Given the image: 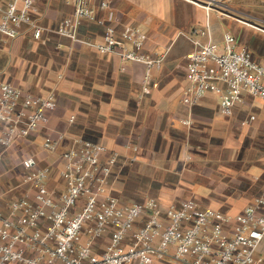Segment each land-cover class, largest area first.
Segmentation results:
<instances>
[{"label":"crops","instance_id":"obj_1","mask_svg":"<svg viewBox=\"0 0 264 264\" xmlns=\"http://www.w3.org/2000/svg\"><path fill=\"white\" fill-rule=\"evenodd\" d=\"M208 1L88 0L95 20L82 22L81 42H74L57 31L73 15V0H36L31 23L41 26L42 38L36 39L25 25L15 39L2 44L0 82L36 96L54 95L57 107L39 132L11 147L0 145V181L7 184L0 186V208L7 213L9 204L28 189L22 167L27 157L54 167L48 187L59 196L61 163L43 150L42 142L48 135L63 134L62 147L80 138L121 154L107 182L121 202L154 199L165 209L194 200L202 209L242 213L264 187V102L244 93L233 115L224 116L215 93L195 106L185 104L183 97L189 86L188 55L200 44L223 46L231 33L239 47H247L264 64V0H221L206 8ZM109 25L118 38L127 25L140 27L147 38L144 52L164 58L153 72L149 93L144 92L145 65L123 62L119 54L95 47ZM198 29L207 34H193ZM108 240L103 238L98 247ZM256 257L257 264H264V241Z\"/></svg>","mask_w":264,"mask_h":264},{"label":"built area","instance_id":"obj_2","mask_svg":"<svg viewBox=\"0 0 264 264\" xmlns=\"http://www.w3.org/2000/svg\"><path fill=\"white\" fill-rule=\"evenodd\" d=\"M221 0H209L206 8ZM74 13L63 19L58 33L81 42L79 28L84 20H95L88 0H73ZM36 0H11L0 4V47L15 39L29 25L36 39L43 29L31 23ZM109 7L108 2L102 3ZM231 16L227 13H222ZM234 19L238 18L232 16ZM115 19L109 13V20ZM102 23V22H100ZM205 36L207 30H194ZM117 37L109 25L102 53L119 54L123 62L145 65L144 92H150L153 72L163 57L144 52L146 36L140 27L125 26ZM130 46V48L128 47ZM183 102L195 106L209 92L220 97L221 113L232 116L244 93L264 102V64L247 47H239L227 33L224 45L200 44L188 55ZM57 107L54 95L42 97L0 82V145L11 147L35 134L49 122ZM251 116L250 120H255ZM185 125L191 124L184 120ZM66 136L43 138L44 151L55 154L63 187L58 197L48 187L53 166H40L35 157L22 161L23 182L28 189L13 200L6 213L0 208V264H154L173 260L180 264H257L264 241V187L242 213L229 216L215 209H202L194 200L162 209L156 200L123 203L112 195L107 182L120 153L101 143L73 139L62 147ZM2 196L0 195V203ZM108 242L98 247L101 240Z\"/></svg>","mask_w":264,"mask_h":264},{"label":"rangeland","instance_id":"obj_3","mask_svg":"<svg viewBox=\"0 0 264 264\" xmlns=\"http://www.w3.org/2000/svg\"><path fill=\"white\" fill-rule=\"evenodd\" d=\"M227 1H229V0H227ZM0 186H1V187H2V186H7V184L4 183V181H0ZM123 203H125V202H123ZM167 261H169V262H171V263H178V262H175V261H173V260H167Z\"/></svg>","mask_w":264,"mask_h":264}]
</instances>
